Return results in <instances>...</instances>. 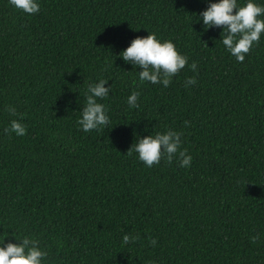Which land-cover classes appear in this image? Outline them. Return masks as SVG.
I'll return each mask as SVG.
<instances>
[{"label": "trees", "instance_id": "obj_1", "mask_svg": "<svg viewBox=\"0 0 264 264\" xmlns=\"http://www.w3.org/2000/svg\"><path fill=\"white\" fill-rule=\"evenodd\" d=\"M208 2L39 0L29 15L0 0L6 242L36 238L45 264H264V35L237 62L221 29L195 19ZM148 32L197 70L186 65L167 87L140 82L119 53ZM102 78L110 125L84 132V94ZM13 119L25 135L8 130ZM168 129L182 133L190 166L174 156L149 168L127 154L137 134ZM125 233L137 238L125 244Z\"/></svg>", "mask_w": 264, "mask_h": 264}, {"label": "clouds", "instance_id": "obj_2", "mask_svg": "<svg viewBox=\"0 0 264 264\" xmlns=\"http://www.w3.org/2000/svg\"><path fill=\"white\" fill-rule=\"evenodd\" d=\"M8 2L25 14H35L40 10L39 0ZM195 19L202 21L205 29L220 28L219 40L225 51L237 62H243L245 55L264 35V0H209L207 7L195 14ZM119 56L123 61L139 66L140 82L161 84L164 87L186 65L193 72L197 70L196 62L189 63L188 56L180 52L172 40L158 38L155 33L148 32L146 36L133 38ZM107 81L108 79L102 78L87 85L85 102L76 121L84 132L99 131L110 125L107 106L100 102L110 94L111 84H107ZM195 83V76L187 77L184 82L185 87ZM139 96L140 93L134 90L126 97L129 108L139 107ZM8 111L16 114V109L12 106L8 107ZM8 130L17 136L26 134V126L19 119L11 120ZM181 135V132L173 129L157 131L155 134L151 132L142 137L137 134L136 142L130 146L127 154H135V158L149 168L153 164H159L162 158L171 162L174 156L179 160L180 167L190 166L192 156L187 154V149H181ZM5 236H0V264H45L48 253L36 238L29 235L19 238L14 236L15 242H6ZM136 238L125 233L122 241L127 244ZM149 243L154 245L156 241L153 239Z\"/></svg>", "mask_w": 264, "mask_h": 264}]
</instances>
